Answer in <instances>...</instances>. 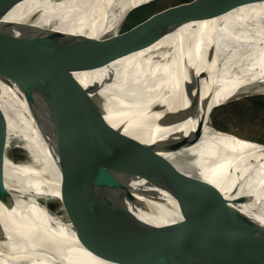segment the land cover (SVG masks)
<instances>
[{
    "label": "bare ground",
    "instance_id": "1",
    "mask_svg": "<svg viewBox=\"0 0 264 264\" xmlns=\"http://www.w3.org/2000/svg\"><path fill=\"white\" fill-rule=\"evenodd\" d=\"M8 1L13 6L3 17L0 28L9 31L7 45L13 51L28 36L49 25L102 34L113 28L119 14L148 0ZM164 29L169 33L150 46L73 72L46 93L74 113L84 111L121 126L114 139L124 147L126 171L116 174L120 185L104 186L106 195L121 199L128 194L137 195L155 168L149 159L167 160L186 153L185 168L191 172V178L184 187L190 192L178 197L167 193L157 205L186 212L231 210L264 218L263 143L235 134L225 135L210 125V118L206 117L201 135L192 145L178 152L169 149L180 130L190 129L189 121L179 123L176 119L191 103L199 101L200 106L209 99L208 115L212 103L221 104L264 82V0L227 10L220 7L199 10ZM183 53H190L193 58H183ZM11 106L20 109L13 101ZM30 118L26 123L22 120L28 132L10 120L6 126L8 133L16 129L28 139L31 157L24 165L7 161L5 185L0 183V194L16 202L11 210L4 211L1 205L0 211L9 215L24 213L45 224L59 247L51 256L38 252L30 257L26 250H15L16 246L14 252L0 246V264H116L76 247L69 240L63 222L46 210L34 205L19 208L32 188L40 189L41 182H46L48 191L55 193L60 177L55 133L43 128L34 114ZM2 139L0 135L1 148ZM7 143L8 134L6 148ZM28 198L36 201V196Z\"/></svg>",
    "mask_w": 264,
    "mask_h": 264
},
{
    "label": "water",
    "instance_id": "2",
    "mask_svg": "<svg viewBox=\"0 0 264 264\" xmlns=\"http://www.w3.org/2000/svg\"><path fill=\"white\" fill-rule=\"evenodd\" d=\"M156 1L148 0L119 14L113 28L102 34L49 25L28 36L13 51L7 45L9 31L0 28V83L5 86L0 85V135L4 138V147H0V183L5 185L7 161L17 166L28 162L8 155L6 126L10 120L28 132L24 122L31 121L34 114L43 128L55 133L60 177L55 193L48 191L46 182H41L40 189L32 188L19 208L34 205L46 210L63 222L69 240L86 254L116 264H264V218L231 210H168L156 204L167 193L178 197L190 192L184 187L191 178V172L185 168L186 153L167 160L149 159L155 168L137 195L128 194L122 199L106 195L104 186L120 185L116 174L126 171L124 147L114 139L121 126L84 111L74 113L46 93L73 72L150 46L169 33L164 27L173 21L199 10H227L257 2L174 0L140 12ZM10 3L0 0V23L13 6ZM192 56L183 53V58ZM4 94L7 95L3 97ZM12 101L21 112L11 106ZM228 101L212 107L208 115L209 99L200 106L199 101L191 103L176 119L179 123L189 121L190 129L180 130L169 149L178 152L192 145L201 135L206 117L212 120L213 112ZM32 196H36V201L29 200ZM38 197H50L55 205ZM15 202L0 194L4 211L13 209ZM45 226L24 213L9 215L0 211V246L12 252L16 246L15 250H26L30 257L38 252L51 256L59 242Z\"/></svg>",
    "mask_w": 264,
    "mask_h": 264
},
{
    "label": "rangeland",
    "instance_id": "3",
    "mask_svg": "<svg viewBox=\"0 0 264 264\" xmlns=\"http://www.w3.org/2000/svg\"><path fill=\"white\" fill-rule=\"evenodd\" d=\"M172 1L174 0H158L140 12L146 13ZM261 97H264V82L241 91L220 108L216 109L212 114V120L210 118L209 124L219 129L225 135L227 133L235 134L240 138L264 144V108L256 106L253 102L254 99ZM215 105L218 104L212 103V107ZM6 149L8 155L17 161L30 160L31 147L28 139L21 131L16 129L10 130ZM38 199L52 206L54 204L50 197H38Z\"/></svg>",
    "mask_w": 264,
    "mask_h": 264
},
{
    "label": "trees",
    "instance_id": "4",
    "mask_svg": "<svg viewBox=\"0 0 264 264\" xmlns=\"http://www.w3.org/2000/svg\"><path fill=\"white\" fill-rule=\"evenodd\" d=\"M253 102L256 106H261L262 108H264V97L254 99Z\"/></svg>",
    "mask_w": 264,
    "mask_h": 264
}]
</instances>
